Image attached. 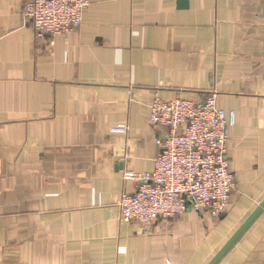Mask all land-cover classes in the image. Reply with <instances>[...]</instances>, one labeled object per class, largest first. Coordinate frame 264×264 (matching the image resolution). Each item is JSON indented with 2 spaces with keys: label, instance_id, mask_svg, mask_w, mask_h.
Segmentation results:
<instances>
[{
  "label": "crops",
  "instance_id": "crops-1",
  "mask_svg": "<svg viewBox=\"0 0 264 264\" xmlns=\"http://www.w3.org/2000/svg\"><path fill=\"white\" fill-rule=\"evenodd\" d=\"M89 1L37 39L26 0H0V264H208L264 201V0ZM211 92L235 113L230 203L143 233L117 202L124 171H153L154 96ZM218 264H264V210Z\"/></svg>",
  "mask_w": 264,
  "mask_h": 264
},
{
  "label": "built area",
  "instance_id": "built-area-1",
  "mask_svg": "<svg viewBox=\"0 0 264 264\" xmlns=\"http://www.w3.org/2000/svg\"><path fill=\"white\" fill-rule=\"evenodd\" d=\"M89 0H26L23 17L37 39L72 33L81 26ZM235 113L220 108L216 93L203 99H163L150 105L149 123L158 135L159 153L153 171H124L122 179L134 183V191L117 202L119 217L147 230L160 218L204 210L220 218L228 207L235 181L227 158L230 128ZM126 135L128 127H111Z\"/></svg>",
  "mask_w": 264,
  "mask_h": 264
},
{
  "label": "water",
  "instance_id": "water-1",
  "mask_svg": "<svg viewBox=\"0 0 264 264\" xmlns=\"http://www.w3.org/2000/svg\"><path fill=\"white\" fill-rule=\"evenodd\" d=\"M180 6L186 5V0H180ZM264 210V201L259 204L256 210L246 219V221L240 226V228L230 237L220 251L213 257L208 264H218L222 257L229 251V249L239 240L242 234L250 227L254 220Z\"/></svg>",
  "mask_w": 264,
  "mask_h": 264
}]
</instances>
